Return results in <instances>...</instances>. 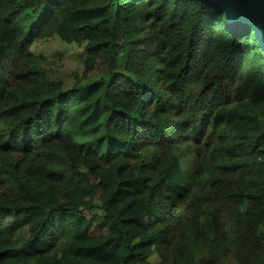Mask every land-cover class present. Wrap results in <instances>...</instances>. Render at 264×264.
Returning a JSON list of instances; mask_svg holds the SVG:
<instances>
[{"label":"trees","instance_id":"1","mask_svg":"<svg viewBox=\"0 0 264 264\" xmlns=\"http://www.w3.org/2000/svg\"><path fill=\"white\" fill-rule=\"evenodd\" d=\"M52 38L103 75L65 86ZM0 264H264L253 31L201 0H0Z\"/></svg>","mask_w":264,"mask_h":264},{"label":"rangeland","instance_id":"2","mask_svg":"<svg viewBox=\"0 0 264 264\" xmlns=\"http://www.w3.org/2000/svg\"><path fill=\"white\" fill-rule=\"evenodd\" d=\"M39 47V51L49 59L47 72L61 79L65 86H71L75 77L83 84L95 81L103 75L104 69L100 63L93 70L84 71L82 67L84 55L81 48L76 45H65L57 38H52L42 42ZM158 258L157 253L153 252L149 260L154 263Z\"/></svg>","mask_w":264,"mask_h":264},{"label":"water","instance_id":"3","mask_svg":"<svg viewBox=\"0 0 264 264\" xmlns=\"http://www.w3.org/2000/svg\"><path fill=\"white\" fill-rule=\"evenodd\" d=\"M225 11L228 25L252 30L264 53V0H201Z\"/></svg>","mask_w":264,"mask_h":264}]
</instances>
